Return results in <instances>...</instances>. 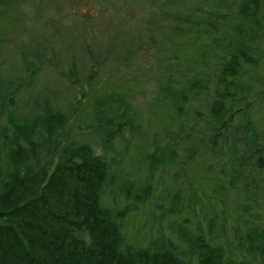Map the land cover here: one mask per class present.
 <instances>
[{"label":"trees","instance_id":"16d2710c","mask_svg":"<svg viewBox=\"0 0 264 264\" xmlns=\"http://www.w3.org/2000/svg\"><path fill=\"white\" fill-rule=\"evenodd\" d=\"M29 1L39 0H0V16L10 17ZM47 1L58 6L62 0ZM84 1L93 5L96 0ZM145 2H152L155 9L148 12L144 23L145 6H139L142 16L135 44L125 47L116 36L103 40L94 35L96 51L94 40L81 45L82 58L90 64L89 80L97 71L98 78L104 73L120 75L122 66L136 64L145 51L151 54L155 50L162 65H177L178 56L192 60L191 53L197 51L200 56L193 57L191 69L175 77V86L171 77L161 78L154 104L158 99L155 106L169 112L170 121L166 126H152L162 129L163 137H154L151 152L145 148L139 162L141 186L137 181L121 182L120 192L127 201L121 209L114 210L102 200L104 189L115 186L119 171L116 155L111 162L106 159L113 141L128 131L133 142L143 129L126 96L99 86L100 94L85 104V112L75 106L80 101L52 105L48 98L30 95L22 103L21 94L33 90L43 62L54 61L56 51L49 47L53 45L49 40L38 43L40 50L31 45L23 48L22 43L16 71L4 76L0 69V264H250L246 259L238 263L227 258L223 244L214 242L229 234L237 243V252L264 264V228L259 225L261 213L264 215V131L252 121L246 101L253 92L259 100L264 95L256 94L245 76L248 67L256 72L260 66L264 68L260 57H252L264 47V0ZM125 8L122 19L128 15ZM99 11L95 9L93 19ZM84 27L93 39L90 28ZM118 85L125 87L123 82ZM75 123L84 124L97 138L101 154L85 141L84 135H90L81 127H76L80 129L78 142L71 139ZM180 149L186 151V163L204 154L220 159L226 151L229 160L220 171L224 178L221 184L216 182L212 195L224 193L225 184L235 189L239 214L233 218L226 214V199L217 196L210 197L209 211H200L206 209L205 203L193 197L190 182H176L166 190L158 182L162 188L150 210L160 214L154 218L148 213L154 221L149 222V231L140 227L137 236L151 237L148 244H140L130 226L123 224L153 199L156 171L166 165L180 167L176 165ZM191 172L181 170L173 178L177 181L182 173ZM213 173L214 165L207 168L208 176ZM182 216L187 223L173 219ZM200 218L205 222V235L201 234ZM190 227L201 233L191 232ZM164 228L177 234L178 245Z\"/></svg>","mask_w":264,"mask_h":264},{"label":"rangeland","instance_id":"374dc122","mask_svg":"<svg viewBox=\"0 0 264 264\" xmlns=\"http://www.w3.org/2000/svg\"><path fill=\"white\" fill-rule=\"evenodd\" d=\"M149 2H151V0H149ZM140 5L142 9V5L145 6L143 12H139L138 10ZM126 6L129 10L128 15H126L127 18L122 19L120 13L123 14L124 11H126ZM96 8H99L100 11L97 13L98 16L96 19H93ZM154 9L155 7L152 5V2L150 5L148 2H145V0H96L93 5L89 2H85L84 0H62L60 2L58 1V6H50L47 0H39L29 1L24 9L21 8L17 13L13 12L10 17H6L7 15L0 16V69L3 71L2 75L9 76V74L16 71L15 69L17 68L18 61L17 56L19 55V50L21 49L20 45L22 43H25L23 48H27V46L30 48L31 45V47H35L36 50V48H39L37 45L41 42V40H49L53 41V45L51 46L50 44L49 47L56 51L53 52V54H55L54 61L52 58H48V60L53 63L43 62V66L40 72H38L39 76L37 84L33 86V90L31 92L21 94L20 99L22 103H24L28 97H31L30 95L40 96V99L44 97L48 98L52 105H66L71 102L75 105V102L80 101L81 103L75 106L82 112H85L88 109V106L85 104L88 103L93 96L100 94L98 91L99 86H101L105 90H110L111 88L119 91L120 93L122 92L121 95L124 94L127 101L131 103L132 108L136 110L139 117V121L136 122L143 128L141 134L139 135L140 137L137 139L133 138L134 141L130 142L132 136L129 135L128 131H125L122 136L123 138L113 141L112 152L106 154V159L110 162V158H113L114 155H116L117 161L120 162L117 178L115 179V186L113 188L106 187L103 191L104 197L102 204L112 207L114 210L121 209L126 206L127 201H125L124 195L120 192L122 189V187H120L121 182H123V185L125 181L130 183L137 181V186H141L142 171L139 169V162L143 159V153L146 152V150L149 152L152 151L151 142L155 136H157V138L163 137L161 134L163 130L158 128L153 129L152 126H163V124L166 126L168 121H170L169 112L164 113L159 110V106H155V104L159 105L158 99L154 104V99L157 94L156 90L162 83L161 78H164L165 76V78L171 77L170 79H172L175 86L176 76L180 72L183 73L186 70L191 69L192 64L195 62L193 57L197 56V60L200 54L198 51L191 53L192 55L186 54L193 56L191 58L192 60H188L187 56L185 57L181 55L182 59L180 56L175 59L177 65H162L159 64L160 61H158L157 52L155 50H153L151 54H146L147 51H145V54H142V56L139 57L140 60L137 61L136 64L132 63L129 66H122L121 70L124 71L123 73H120V75H107L104 73L101 78H98L97 71V74L95 73V75L89 80L90 64L82 58L85 51H83L81 45H85L87 42L92 43L91 41L94 40L92 48L95 49L94 35H97L99 39L103 40L110 35L113 38L116 36L118 37V40L123 42L125 47L135 44L137 38L136 35L140 34L139 26L137 25L139 24L140 16H142V13H145V23L149 18L150 13L148 12H151V10ZM131 13L133 15H131ZM7 14L9 13L7 12ZM84 26H87L88 29L90 28L89 32L90 34H93V36H91L93 39L88 38ZM96 28L100 30L109 29L107 31L94 32V29L96 30ZM171 50L172 48L170 47L166 51L170 52ZM49 52L51 53L50 48ZM53 54H51V57H53ZM253 56L255 58L260 57V64L263 65L264 47H261L259 52H257V54H253L252 57ZM54 62L56 67L54 66ZM251 68L252 67H248L245 74V76L248 77L247 81L250 84L252 83L256 94L261 92L262 95H264V80L260 82L256 77L259 75L264 79V68L260 66V68L257 69L259 73L256 72V70L253 71ZM87 79L89 80V84L87 83ZM121 82H123L125 87L120 89L118 84ZM92 90L94 91L92 92ZM89 92H92L93 94L88 96ZM246 101H248V105H250L247 110H249L252 121H254V124L261 131H264V100H259L258 97L255 96V92H253L250 96H248V100L246 99ZM108 102L109 101H106L105 103ZM172 114L174 113L172 112ZM237 118L241 119L242 116ZM77 126H79V124L75 123L72 127L73 134L71 139L77 140L78 142L80 129L76 128ZM84 126V124L79 126L81 127V131L90 135V130H86V127ZM174 129L175 128H172L170 130L174 131ZM84 138H86L85 141L91 144L97 154L102 153V149L97 143V138L92 133L90 136L84 135ZM136 146H140L141 150L137 149ZM146 147H148V149L145 150ZM183 152L186 151L181 149L177 151L179 158L177 160L178 164L176 165L180 166L179 168L166 165L156 171L155 182L153 181V199L151 197V201L148 200L143 207L141 206L137 209V211L132 213L123 224L125 227L128 225L130 226V232L133 231V236L136 237L135 240L140 244H148L151 237L144 235H141V237L137 236L138 231H140V227H143L144 231H149L151 226V223L149 222H151V220L154 221V218L158 217L160 214L158 211L150 210L152 209L151 202H154L156 200L155 198L159 197V192L162 188L158 186V182H161V185H165V190L174 187L176 182L181 183L182 181H187V183L183 182L184 185L190 182L193 184V197L199 200L201 204L205 203L204 206L206 209H200V211H209L210 206L208 204L210 197L217 196L221 199V201L226 199V214L227 212L232 214L231 218L237 217L239 214V212H236L238 198L236 197L237 195L235 189L229 188L225 184L224 188H226V191H224V193L216 191L215 194L212 195L216 182L219 185L222 178H224L220 174V171L224 168V164H227V161L229 160L226 151L224 150L221 152L219 155L221 157L220 159L217 157H215L216 159L210 158V156H206V154H204L202 158H200V156L196 157V159H194L191 163H186V153L184 154ZM213 165L214 173L208 176L207 168H211ZM181 170H190L192 172L189 175L182 173L179 180L175 181L173 178L174 174L178 172L180 173ZM226 179L231 180L230 177ZM199 180H201L200 184H198ZM186 194L189 195L188 192ZM149 212L153 213L151 215L154 218H152L151 215H148ZM173 219L177 220L179 223L182 221L185 222V218L183 216L180 218L173 217ZM202 219L203 218H200L203 226L201 228L203 229L202 233L198 232L196 227H190L192 229L191 232L205 235L206 227L205 222ZM259 220L261 222L259 225L264 228V215L262 213ZM164 221L167 223L166 220ZM189 226L190 225H188V227ZM164 231L167 232L166 235H169V233L171 234V230H165L164 228ZM225 232L226 235L229 234L228 228ZM238 232L240 235L242 234V227H240ZM171 235L173 242L177 244V234L172 233ZM228 238L229 242L226 243ZM214 242L223 244L227 258L230 257L238 263L241 260L244 261L246 259L250 262V264H259V258L254 261V257H244L245 254H241L240 251L237 252L235 250L237 243L233 241L232 235L230 234L227 235V237L219 238V240L217 239V241ZM180 247H183V245H180Z\"/></svg>","mask_w":264,"mask_h":264}]
</instances>
